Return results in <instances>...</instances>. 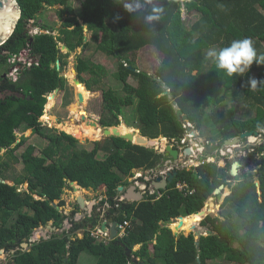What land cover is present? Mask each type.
<instances>
[{
    "label": "trees",
    "instance_id": "16d2710c",
    "mask_svg": "<svg viewBox=\"0 0 264 264\" xmlns=\"http://www.w3.org/2000/svg\"><path fill=\"white\" fill-rule=\"evenodd\" d=\"M75 2L79 4L78 13ZM131 2L17 0L21 17L0 47V92L22 93L29 100L13 96L0 100V151L5 150L7 159L0 162V180L6 182H0V250L14 252L7 264H78L82 253L91 255L94 264H135L134 259L143 264H210L218 259L225 264H264V143L254 147L244 159L246 166L256 167V174H243L232 187L228 185L230 166L219 168L209 163L179 170L158 200L152 195L139 204L118 203L114 221L131 222L126 236L119 240L123 247L116 241L97 242L87 227L81 238L58 235L31 243L37 229L49 224L59 229L66 219L52 203L64 207L61 197L69 182L83 189L105 188L107 199L113 201L119 187L130 185L128 178L133 170L155 169L170 160L153 149L116 137L97 142L92 151H87L74 137L65 133L51 135L41 126L47 96L66 86L62 72L68 54L60 53V45L70 53L95 46V52L119 62L113 74L119 90L100 87L107 71L90 58L79 57L75 67L89 95L94 89L102 91L103 128L119 126L120 95H125L136 104L140 135L148 139L164 137L179 145L187 133L176 118L178 109L197 130L210 124L207 127L223 141L264 129V64L253 63L250 71H257L258 83L252 88L251 72L229 76L205 57L207 50L227 47L243 37L256 40L254 46L261 49L258 55L264 54V0H185L183 4L180 0H138L140 8L128 13L123 4ZM55 6L62 7L57 12L62 23L58 30L39 23L42 13ZM154 7L161 11L157 19L148 23ZM193 12L199 13L200 18L187 29L183 15ZM30 27L49 34L30 36ZM54 32L58 34L53 35ZM149 47L162 55L154 77L136 69V55ZM25 49L30 50L38 66L21 72L18 80L12 82L4 77L9 71L7 60ZM130 77L138 85L128 83ZM219 88L229 93L232 102L251 101L256 107L255 116L240 119L235 106L224 104ZM19 130H30L48 141L41 155H36V148L26 145L24 138L17 137ZM23 146V153L17 157L15 152ZM99 152L105 153L106 158L98 160ZM18 163L23 165V174L14 178L6 175L10 166ZM178 183H186L195 193L185 196L175 189ZM25 184L28 189L20 192L19 187ZM220 186L230 188L221 205L228 209L227 214L201 218L203 225H209L211 235L202 236L198 248L193 234L174 236L168 225L205 209ZM97 219L92 220L91 227ZM24 243L29 245L27 250L21 247ZM135 246L139 249L127 257L126 249Z\"/></svg>",
    "mask_w": 264,
    "mask_h": 264
},
{
    "label": "rangeland",
    "instance_id": "374dc122",
    "mask_svg": "<svg viewBox=\"0 0 264 264\" xmlns=\"http://www.w3.org/2000/svg\"><path fill=\"white\" fill-rule=\"evenodd\" d=\"M81 1H83V0H81ZM73 5L75 8V12L78 13L80 11L79 4L75 2V3H73ZM61 9H62V7L60 8V6H55L54 8L46 9L42 13V16L39 20V23L49 25L51 27H54V29L58 30V27H60L62 23L60 22V20L57 17V12ZM199 18H200V14L197 12H193L190 15H183V20H184L186 28L190 29L191 26ZM31 29H33V28H30V30ZM84 33H85V38L87 40L88 39V33H87L86 29L84 30ZM57 34H58L57 32L53 33V35H57ZM253 42H256V40H253ZM261 45H262V48L264 49V43H262ZM94 47L95 46H91L87 50H83V48H82V49H77L73 53H66L65 50L63 51L61 49V45H60V49H59L60 53L63 54L64 56H66V54H68V56L66 58L67 66H66L65 70L62 72V76L66 80L65 90H63V91L59 90L58 93H56V95L54 96V98L52 96L53 93L49 94L47 96V97L51 96L53 98L54 107L52 104V106L50 107V111L47 112L46 106H45L43 116L46 115L48 120L51 123L46 122L42 118L40 119L41 126L49 134L55 135V134L65 133L67 135H70V136L74 137L75 139H77L79 145L82 146L87 151H90L94 148V143L96 141H100L102 138V135L100 132H99L100 133L99 135H96V133H95L96 130L94 127L83 125V123H81V122H85L86 120L92 121V122L98 121V119H99L98 113L101 109V102H102V97H101L102 91L98 90V89H94L96 91L90 92L91 93L90 98L88 96L87 100L85 101V104H81V103L79 104L78 95H80V93L77 91L76 85L74 86L72 84V79L68 78V76H70V75L73 76V79L77 77L76 74L74 73V71H76L75 67L77 64V59L79 57H83L86 59L90 58L93 61V63L99 64V65L104 67V69L107 71V74H106L105 78L104 77L101 78L102 82H101L100 87L103 88V90H107L109 88L114 89V90L120 89V86L118 85L117 81L115 80V78L113 76V74L116 73L118 70V63L119 62L117 61V59H115L113 57H107L101 53L95 52ZM215 49L219 50L218 48H215ZM209 50H207L206 53ZM256 51L260 52L261 49L256 48ZM206 53H205V57H206ZM161 59H162V55L159 54L155 49H153L151 47L143 49L136 55V58H135L136 69L138 72H141L142 74H145V75L150 76V77H154L157 68L161 64ZM253 66H254V64L250 66L249 70L246 73L251 72L250 70L253 68ZM256 72L257 71L251 72V75H252L251 77L254 79H256ZM83 77L85 79L89 78L88 75H83ZM128 83H130L133 86H136V85H138L139 82L136 81L133 77H130L128 79ZM85 93H87L86 89H85ZM218 93H220V96H222L224 98V104L227 105V107L235 106V108L238 111V117L240 119L247 120V119H249L255 115L254 112H255L256 107L254 106V104L251 101L242 99V100H235L232 102L229 93L224 91L222 88L218 89ZM47 100H48V98H47ZM120 100L122 101V104H121L122 116H121V118H119V126L125 125L126 127L130 128L132 130L135 129V131H138L140 134L136 104L134 103V101L131 98H129L128 96H125V95H120ZM47 103H48V101H47ZM80 106H81V108H80ZM84 113H85V117H87V118L84 119V121H82L80 119V115H84ZM78 115H79V117H78ZM75 121H79L80 122L79 124L84 129L92 128V129H90L94 133L92 135V137L91 138H85V137L77 138L74 135L67 133L66 131L62 130L61 128H58L59 127L58 125L67 126L69 128H76ZM207 126H210V124H207ZM207 126L201 127L202 129H201V131H199L201 133L200 135L204 138L209 139L210 141L211 140L215 141L213 143V145L211 147H209L207 150L210 153L211 157L214 158L213 162L215 164H217V166L219 168H224V166H226V163L224 162V161H226V157H224V159L221 160V158L218 157V155H216L217 149L223 145V140L221 138H219L212 131V129L207 127ZM132 130H130V131H132ZM190 131H193V133H194V129H190ZM258 131H260V130H258ZM17 137L19 139L24 138L26 140V145H33L36 148V152H35L36 155H41V151L43 149H45L46 146L48 145V141L44 140L43 138H41L37 135H33L30 130H23V131L19 130L17 132ZM246 142L247 141L245 140L242 142V144H246ZM262 142H264V141H262ZM24 149H25V147L23 146L22 148H20L19 150H17L15 152V155L17 157H20L21 154L23 153ZM236 153H238L237 150H236ZM207 155L208 154H204V156H207ZM106 156L107 155L105 153H98L96 158L98 160H103L106 158ZM6 160L7 159L5 157V150H1L0 151V162H5ZM181 160H184V159H181ZM184 161L187 165H189L188 163H190V160L188 158H186ZM233 161H234V158L228 160L230 165H232ZM220 162H224V163H222L224 166H222L220 164ZM193 166H196V164L193 163ZM256 172H257V169H255V167L249 166L246 171L244 170V172L238 174L235 177V180H233L232 182L235 185L237 183L236 179L242 178L243 173H246V174L249 173L250 175H255ZM22 174H23V165L21 163L11 165L10 168L8 169V171L6 172V175H8L9 177H13V178L19 177ZM9 184L13 185L12 182H9ZM257 184H258V182L256 183V185ZM27 189L28 188H26V184L19 187L20 192L25 191ZM226 191H227V195H226ZM229 193H230V188L225 187V189L222 191L221 199H219L216 196V197L210 198L208 200L209 201L208 202V204H209L208 208L209 209H205L206 210L205 212H207V217L220 218L221 212L223 214H227L228 209L227 208L222 209L221 205L224 202L223 197L228 196ZM105 194H106V190L104 188H94V186H90L88 189H77V191H73V188H70V187L66 188V189H64L63 195L61 197L62 201H64V203H65V205L62 209H63V211H64V209L68 210V207L71 206L72 203H75V198L77 196H81L84 200L89 202L93 199L103 197ZM194 215L188 216V218L183 217L185 219L191 220V222H192L191 226L180 225L178 223L180 220H178L177 222L173 221L172 223H170L168 225V227L172 231L173 235H174V232H178V234H176V237L180 236V235L188 236L190 234H193L192 232L191 233L185 232V231L190 230V229L200 230L201 233H203V235H207L208 232H210L209 225L208 224L203 225L201 220L199 222L196 221L194 218ZM80 222L81 221H77L76 223H73V225H70V224L64 225L62 227V229L57 230V231H53L52 230L53 227L50 226V224H49L46 227H40L39 229H37L34 232V237L37 239V241L40 240L41 238H43L44 235L47 237H50V238L53 236H58V235H70L72 238H75V237L81 238L83 236L84 228H82V229L79 228ZM87 229H89V228H87ZM23 249L25 250V248H23ZM132 249H133V251H137L139 249V246L133 247ZM9 255L10 254H8V253H4V254L0 253L1 264H7L9 262V260L11 259ZM94 262H95V259L91 255H88L87 253H82L80 255L78 264H94ZM210 264H225V263H223L222 260L218 259L216 261L211 262ZM231 264H233V263H231Z\"/></svg>",
    "mask_w": 264,
    "mask_h": 264
},
{
    "label": "water",
    "instance_id": "95a60500",
    "mask_svg": "<svg viewBox=\"0 0 264 264\" xmlns=\"http://www.w3.org/2000/svg\"><path fill=\"white\" fill-rule=\"evenodd\" d=\"M174 2H178L179 0H173ZM181 3H184V0H180ZM21 17V11L20 8L18 6L17 0H0V47L10 38V36L12 35V33L15 30L16 24L18 22V20ZM84 42H86V38L84 39ZM61 49L66 53H70L69 49L62 45ZM82 49V48H81ZM57 66H59V63H57ZM131 69V68H130ZM74 73L77 76V72L74 71ZM5 77V76H4ZM74 84L76 86H83L86 89V86H84L80 80L78 78H74ZM58 89L55 90L53 92L54 95H56V93H58ZM87 91V90H86ZM89 92V91H88ZM166 94H169V91H166ZM16 97L18 99H25L27 98V100H29L28 97L24 96L22 93H17V92H12V91H7V92H0V100H5L7 97ZM78 99H79V103L82 101L81 100V96L78 95ZM171 101V100H170ZM173 104L176 106V102H173ZM176 118L178 121H181L183 127L189 132L190 131V127L188 126V118L187 116H185L183 114V112L178 109L176 111ZM94 127H97L96 125ZM258 134L257 131H247L243 134H241L240 136L236 137V138H232V139H227L223 142V149H226L227 147L230 146H238L242 143V141L256 136ZM102 138H106V137H116V138H120L124 141H127L129 143H133L136 144L138 146H142L145 147L147 149H152L153 147L156 146V141L155 140H148L147 138L142 137L138 131H134L132 133H128V134H120L118 131V127H112V128H106L103 129L102 133ZM162 145L164 146V150H165V157L170 158L172 161L174 162H178L181 161V157H189L193 154L194 151H196V147L194 146V142H190V145L192 146V149H185L182 151V155L179 154V151L175 148H173V146H171L169 144V142H165V140L162 142ZM180 164V163H179ZM196 166L198 165V163H196ZM181 169L184 168V165H179ZM241 166L237 161H234L232 163V166L230 167L229 172V177L232 179V181L235 179V177L237 176V169H240ZM179 170H173L171 173L168 174L167 179L163 180L162 178H158L155 180V183H153V187L160 191L163 189H166L168 186L171 185V183L173 182V180L175 179V177L177 176ZM230 181L228 182L229 187L234 186L233 182ZM3 183H6L5 181H1ZM76 183H71V186H73L74 191H77L78 187L75 186ZM258 186V184H257ZM80 188V187H79ZM225 189V186H220L216 191H215V195L221 199V193L222 191ZM118 190L121 192L122 191V187L118 188ZM259 194L260 191L258 192ZM124 200L128 201V202H141L143 199V196L139 193L135 191V187L134 186H130L127 190V193H125L124 195ZM76 202L78 204V206L81 209H87L85 206V201L81 196H78L76 198ZM91 205V204H90ZM88 205V206H90ZM109 206L111 205V202L109 201ZM208 203L205 204V209H209L208 208ZM52 206L54 207V209L60 213L61 216H64V212L62 211V208H60L58 206V203H52ZM205 209L201 210L199 213L202 215V219L205 218L207 216V214H205ZM113 214V212H112ZM179 224L181 223L182 217H179ZM109 222H111V227L109 228L108 231V235H109V239L110 240H116V229H115V223L113 221V218L109 219ZM65 225H68V221L64 222ZM61 228V227H60ZM53 231H57V229L55 227L52 228ZM102 230L106 231V226L102 225ZM174 232V231H173ZM194 237H195V246L196 248L199 247V240L202 236H208L211 235V232H208L207 235H203L201 233L200 230H193L192 231ZM176 234H178V232H174V236H176ZM49 237L47 236H43V239L47 240ZM37 239L34 237V235L32 236L31 239V243L32 242H36ZM118 245L120 246H124L121 242H118ZM21 247L27 249L29 247V245L27 243H24L21 245ZM132 254V251L130 249H126V255L127 257H130ZM133 262L135 264H143L142 262H139L138 260H133ZM198 264H200V261H198Z\"/></svg>",
    "mask_w": 264,
    "mask_h": 264
},
{
    "label": "built area",
    "instance_id": "2783aa9c",
    "mask_svg": "<svg viewBox=\"0 0 264 264\" xmlns=\"http://www.w3.org/2000/svg\"><path fill=\"white\" fill-rule=\"evenodd\" d=\"M41 33L49 34V32L41 31L38 28H36V29L34 28V29H31L29 31L30 36L38 35ZM7 65L9 67V71L5 75V77L12 82H16L18 80V77L21 74V72H23L25 70H29L32 66H38V62L35 58H33L31 56L30 50L25 49V50L21 51V53H19V54L10 56L7 60ZM188 126L190 127V129H193V127L190 124H188ZM257 132H258V134L256 136H253V137H250L247 139L246 144H240L238 146L227 147L226 149H223V147H222L223 145H222L220 148L217 149L216 155H220L223 158L226 157L227 159L228 158H230V159L234 158V161L239 162L242 166H246L245 160H244L246 155L248 153L253 152L254 147L264 143V142H262V141H264V129L257 131ZM192 141L194 142V146L196 147V151H194L191 156L187 157L190 160V163H188L189 165H187L185 163L186 165H184V167H186V168L195 167V166H193V163L197 159L198 152L199 153L204 152L203 148L198 147V144L196 143L195 139L193 138V131H191V133H187L186 136L180 141L179 145L176 144L174 142V140L168 141L169 144L171 143V145L176 147L180 152H182L183 150H185L187 148L192 149V146L190 145V142H192ZM212 145L213 144H211V146ZM236 150L238 153H236ZM213 160H214V158L211 157V155L209 154L206 157V159H204V161H201L198 163V167L203 165V164L212 163ZM179 165H180L179 163L177 164L176 162L174 163V162L169 161L166 163L165 167L158 169L157 172H155L152 169L144 171L143 173L146 176V180H145L146 183L142 184L143 194H145L146 196H151V195L157 194L156 199H159L163 195V193L154 189L152 184L159 177L162 178L163 180H166L168 174L171 173L173 170H181ZM249 166L254 167L253 165H248L247 168H245V169L247 170ZM255 169H256V167H255ZM150 181H151V185L149 183ZM129 182L134 183V185H136V186H138V184H139L137 182L136 175L134 177L130 178ZM175 189L178 190L179 192L184 193L185 196L192 195L195 193V190L189 189V187L186 183L176 184ZM106 208H108V206L105 204V206L103 207V210H105ZM102 225H106L107 227L110 226V222H109L107 216L102 215L100 217L96 227L93 230H91V232H90V236L95 238V240H97V241H102V240L108 239V233H106L105 231L102 230ZM130 226H131V222L128 220L123 221L122 223L116 224V231H117L118 238L124 237L127 234V229L130 228ZM0 264H1V262H0Z\"/></svg>",
    "mask_w": 264,
    "mask_h": 264
},
{
    "label": "flooded vegetation",
    "instance_id": "af4514ba",
    "mask_svg": "<svg viewBox=\"0 0 264 264\" xmlns=\"http://www.w3.org/2000/svg\"><path fill=\"white\" fill-rule=\"evenodd\" d=\"M76 72V71H75ZM76 78H78V75H77V77ZM81 82V81H80ZM84 86H85V84L83 83V82H81ZM44 115V114H43ZM98 115H99V119H98V121H95V122H92V121H85V122H81V123H83V125H87V126H91V127H94L95 125L97 126V127H94V128H97V129H95V130H97V131H99L100 130V133H102V131H103V129H106V128H103L102 127V124H101V110L99 111V113H98ZM43 117V116H42ZM41 117V118H42ZM86 117H85V113H84V115H80V119L82 120V121H84V119H85ZM121 118V117H120ZM188 118V117H187ZM80 122L79 121H75V126L76 127H81V125L79 124ZM86 123V124H85ZM188 124H190L192 127H193V129H194V133H193V138L195 139V141H196V143L198 144V147H202L203 148V150H204V152H202V153H199L198 151V154H197V159L194 161V163L196 162V163H199V162H201V161H204V159H206V157L210 154L209 152H208V148L209 147H211V144H213L215 141L213 140V142H212V140L210 141L209 139H207V138H204V137H202L200 134V132L199 131H201V129H199V130H197L196 128H195V125H193V124H191L190 122H189V120H188ZM79 125V126H78ZM99 126V127H98ZM122 126H124V125H122ZM183 126V125H182ZM101 127V128H100ZM118 127V129H120V127L121 126H117ZM127 128V127H126ZM127 129H130V128H127ZM130 130H132V129H130ZM132 131H134V130H132ZM82 132V131H81ZM84 132V131H83ZM191 131H186V133H190ZM111 137H113V136H111ZM143 137V136H142ZM106 138H109V137H106ZM106 138H101V140L100 141H96L95 143H97V142H101V141H103L104 139H106ZM145 138V137H144ZM162 138V139H161ZM148 139V138H147ZM148 140H155L156 141V146L155 147H153L152 149L155 151V152H157L158 154H160V155H164L165 156V150H164V146L162 145V142L165 140V142H166V144H167V142L169 141L167 138H164V137H159V138H157V139H148ZM127 142V141H126ZM224 142V141H223ZM95 143H94V146H95ZM131 144H133V143H131ZM133 145H136V144H133ZM170 145H171V143H170ZM138 146V145H137ZM175 149H177L176 147H175ZM178 150V149H177ZM90 151H92V150H90ZM179 151V150H178ZM99 153H103V152H99ZM179 154L180 155H182V152H180L179 151ZM204 154H208L207 156H204ZM167 158V157H166ZM170 159V158H169ZM181 159H186L184 156H182L181 157ZM180 159V160H181ZM222 159H224V158H221V160ZM184 160H182L181 162H180V164L181 165H186L185 164V161ZM228 160H230V158H226V161H224L225 163H226V166L227 165H229V166H232V165H230L229 164V162H228ZM169 161H171V162H174V161H172L171 159L170 160H168V162ZM228 162V163H227ZM209 164V163H208ZM241 166V168L240 169H237V175L238 174H240V173H242V172H244V170L246 171V169L245 168H247V166H242V165H240ZM195 167H198V165L197 166H195ZM161 169V168H160ZM184 169H190V168H186V167H184L183 169H181V170H184ZM150 170V169H149ZM152 170H154L155 172H157V170H158V168H155V169H152ZM230 170V169H229ZM144 171H147V170H145V169H137V170H133L132 171V173H131V176L128 178V182H129V179L130 178H132V177H134L135 175H136V178H137V182L139 183L138 184V186H136V185H134V183H131V182H129V184L131 185V186H134L135 187V191L137 192H139L142 196H143V199H142V201L145 199V198H149L150 196H146L145 194H143V189H142V184L143 183H146V176H145V174L143 173ZM243 174H246V173H243ZM160 178V177H159ZM158 179V178H157ZM235 180V179H234ZM230 181H232V179L230 180ZM229 181V182H230ZM71 183H75V182H69L68 183V187L67 188H73V186H71ZM150 183V185H151V181L149 182ZM154 183H155V181H154ZM130 185L129 186H127V187H122V191L120 192L119 190H118V197H116L113 201L112 200H108L107 199V195L105 194L103 197H99V198H96V199H93V200H91V201H86V200H84L85 201V207L87 208L86 210L85 209H81L79 206H78V204H77V202H76V198L78 197H76L75 198V203H72L71 204V206H69L68 207V210H66V209H64V211H63V209H62V211L64 212V216L66 217V219L63 221V223L62 224H60L59 225V228L60 229H62V227L65 225V221H68V224H70V225H73V223H76L77 221H81L80 223H79V228H85V227H87V228H93V227H91L90 225H92V220H94V219H96V218H98L97 220L99 221V219H100V217L102 216V215H104V216H107L108 217V220L110 219V218H113V216L117 213V208L119 207V204L118 203H136V204H139V203H141V202H128V201H126V200H124V195H125V193H127V190H128V188L130 187ZM76 187H78V189H83V188H81L77 183H76V185H75ZM152 186H153V184H152ZM80 187V188H79ZM120 188V187H119ZM105 189V188H104ZM165 190V189H164ZM73 191H74V189H73ZM221 195H222V193H221ZM213 198V197H212ZM118 200V201H117ZM103 201H106L107 203H106V205L107 206H109L108 204H109V201L111 202V205L108 207V208H106L105 210H103V208L102 207H104L105 205H101L102 204V202ZM116 203H115V202ZM209 201H207V203H208ZM114 203H115V205H114ZM65 204V203H64ZM91 204V205H90ZM88 205H90V206H88ZM113 206H115V207H113ZM63 208V207H62ZM102 208V209H101ZM114 208V209H113ZM104 211V212H103ZM112 212H113V214H112ZM113 221H114V218H113ZM114 223H116L115 221H114ZM117 224V223H116Z\"/></svg>",
    "mask_w": 264,
    "mask_h": 264
},
{
    "label": "clouds",
    "instance_id": "9594fccd",
    "mask_svg": "<svg viewBox=\"0 0 264 264\" xmlns=\"http://www.w3.org/2000/svg\"><path fill=\"white\" fill-rule=\"evenodd\" d=\"M123 8L128 13H133L140 8V4H139L138 0H132L131 3H124ZM160 11L161 10L159 8L154 7L152 9L153 15L147 17V22L151 23L152 21L157 19ZM30 28L34 29V27H30ZM29 31H30V29H29ZM206 58L211 59L215 63L217 69L225 72L229 76L245 74L249 70L250 66L253 65V63H256L257 65L264 64V54L258 55L256 48L254 47V42L250 37H243L240 39H235L230 43L229 46L223 47L219 50L212 48L206 53ZM257 83H258V81L254 78L249 80V85L252 88H256ZM246 141H247V139H246ZM218 157L223 158L220 155H218ZM212 163H214V162H212ZM167 188H166V190H167ZM154 195L157 196V194H154ZM155 200H158V199L155 198ZM97 223H98V221H97ZM96 225L93 228L87 229L88 232L90 233L91 230H93L96 227ZM110 227H111V222H110L109 227L106 226V231H105L106 233H108ZM115 229H116V223H115ZM57 230H60V228ZM122 238H118L117 231H116V240H117L116 242L118 243L119 240ZM111 241H114V240H110L109 235H108V239H105L102 241H97V242L105 243V242H111ZM135 247H137V246H135ZM130 250L132 251V253L134 252L133 249H130ZM134 260L139 261V259H134Z\"/></svg>",
    "mask_w": 264,
    "mask_h": 264
},
{
    "label": "bare ground",
    "instance_id": "6f19581e",
    "mask_svg": "<svg viewBox=\"0 0 264 264\" xmlns=\"http://www.w3.org/2000/svg\"><path fill=\"white\" fill-rule=\"evenodd\" d=\"M68 78H70V79H72V84L75 86V84H74V79H73V76L72 75H70V76H68ZM76 88H77V91L80 93V96H81V104H85V101L87 100V98H88V96H89V98H90V95L89 94H87V93H85V88L83 87V86H76ZM53 96V98H54V94L52 95ZM53 98L51 97V96H49L48 97V103L46 104V111L47 112H49L50 111V107L52 106V104H53ZM79 103V104H80ZM80 108H81V106H80ZM80 112V111H79ZM78 117H79V115H78ZM75 118V117H74ZM87 118V117H86ZM85 118V119H86ZM42 119L43 120H45L46 122H48V123H51L49 120H48V118H47V116L45 115V116H43L42 117ZM86 124V123H85ZM67 125V124H66ZM59 127L58 128H61L62 130H64V131H66L67 133H70V134H72V135H74L75 137H77V138H80V137H85V138H91L92 137V135L94 134L93 132H92V130H90V129H92V128H90V129H84L82 126L81 127H76V128H69V127H67V126H62V125H58ZM79 126V125H78ZM71 127V126H70ZM99 127V126H98ZM101 128V127H100ZM128 128V127H127ZM126 128V126L124 125V126H121L120 127V129H118V131H119V133L120 134H123V135H125V134H128V133H132V132H134L135 131V129H134V131H130V129H127ZM95 129H97V128H95ZM82 131V132H81ZM84 131V132H83ZM97 131V130H96ZM95 131V133H96V135H99L100 133V130L99 131H97L96 132ZM162 139V138H161ZM169 140V139H168ZM213 142V141H212ZM222 143V142H221ZM222 163H224V162H220V164L222 165V166H224ZM228 163V162H227ZM138 192V191H137ZM78 194V193H77ZM226 195H227V191H226ZM118 201V200H117ZM115 202V201H114ZM116 203V202H115ZM120 204V203H119ZM109 209V208H108ZM114 209V208H113ZM206 211V210H205ZM206 214H207V212H205ZM194 218H195V220L196 221H200L201 220V218H202V215L200 214V213H197V214H195L194 215ZM179 223V222H178ZM191 220H188V219H184V220H181V223H180V225H182V226H185V225H187V226H191ZM186 229V228H185ZM203 234V233H202ZM30 242V241H29ZM27 250V249H26Z\"/></svg>",
    "mask_w": 264,
    "mask_h": 264
},
{
    "label": "crops",
    "instance_id": "0c3cea01",
    "mask_svg": "<svg viewBox=\"0 0 264 264\" xmlns=\"http://www.w3.org/2000/svg\"><path fill=\"white\" fill-rule=\"evenodd\" d=\"M60 8H61V7H60ZM60 22H61V21H60ZM58 29H59V27H58ZM262 43H264V42H262ZM262 43H261V44H262ZM61 46H62V45H61ZM257 53H258V52H257ZM251 79H252V77H251ZM254 113H256V109H255V112H254ZM254 116H255V115H254ZM254 116H253V117H254ZM171 146H172V145H171ZM173 148H175V147L173 146ZM181 161H182V160H181ZM181 161H178V162H176V163L178 164V163H180ZM167 162H168V161H165L162 165L158 166L157 168L160 169V168L165 167V165H166ZM174 163H175V162H174ZM154 189H155V188H154ZM160 192H164V189H163V190H160ZM225 197H226V196H224L223 198L225 199ZM224 199H223V200H224ZM174 223H175V222H174ZM0 253L4 254L5 251H4V250H0ZM13 253H14V252H11L10 255L13 254ZM10 255H9V256H10Z\"/></svg>",
    "mask_w": 264,
    "mask_h": 264
}]
</instances>
